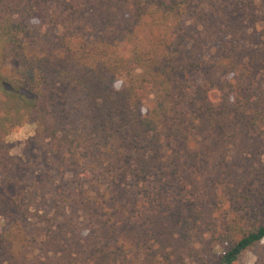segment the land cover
<instances>
[{"label":"trees","instance_id":"trees-1","mask_svg":"<svg viewBox=\"0 0 264 264\" xmlns=\"http://www.w3.org/2000/svg\"><path fill=\"white\" fill-rule=\"evenodd\" d=\"M256 24L264 0H0V264H234L256 247L264 264ZM27 121L58 179L11 155Z\"/></svg>","mask_w":264,"mask_h":264},{"label":"rangeland","instance_id":"rangeland-1","mask_svg":"<svg viewBox=\"0 0 264 264\" xmlns=\"http://www.w3.org/2000/svg\"><path fill=\"white\" fill-rule=\"evenodd\" d=\"M247 31L255 37L258 36L260 39L264 34V29H262L259 24H256L254 28H250L249 26ZM256 47L257 46L254 48ZM196 79L199 83L203 82L200 75H198ZM7 142L10 146L11 155L30 166L29 177H32V175L38 174L41 171L47 174H53V177L56 179L60 177V173L54 171V165L58 163V159L54 158L46 142L37 139L36 124L33 121H27L22 127L16 129L8 137ZM62 181L72 182L74 181V177L72 174L65 175V177H62ZM3 229L4 220L0 218V232ZM257 252L258 247L246 251L234 264H255L257 260ZM212 264L222 263L220 260L215 259Z\"/></svg>","mask_w":264,"mask_h":264}]
</instances>
